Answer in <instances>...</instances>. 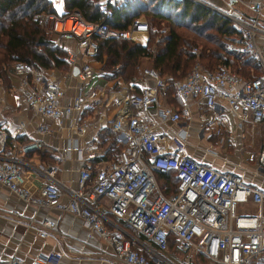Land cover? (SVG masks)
<instances>
[{
	"label": "built area",
	"instance_id": "1",
	"mask_svg": "<svg viewBox=\"0 0 264 264\" xmlns=\"http://www.w3.org/2000/svg\"><path fill=\"white\" fill-rule=\"evenodd\" d=\"M124 1L127 0H98V9L104 16L101 20L86 19L76 9L68 13L45 11L40 14L42 27L74 40L75 47L67 56L70 68L75 60L80 63L77 72H71L78 81L75 92L62 104L63 89L55 79L44 77L28 61L13 60L12 69L20 77L22 98L32 109L59 123L63 114L82 109L85 85L94 72L90 59L99 50L98 38L146 42L149 26L144 16L132 17L122 28L106 21L114 7ZM195 1L211 7L209 0ZM263 4V0L251 2L254 10L251 17L227 14L242 37L238 42H228L227 47L246 53L264 67V47L257 42L258 38L264 41V26L258 17ZM140 34H145L144 40ZM142 73L153 82L138 90L124 85L113 91L116 110L111 127L123 140L118 156L99 165L93 176L88 168H82L77 187L66 189L67 200L61 199L63 189L55 176L56 164L31 163L10 151L13 149L10 132L4 126H0V182L35 206H55L80 216L89 234L109 242L113 259L119 264H177L164 253L171 242L175 250L185 254L184 261L189 260L191 254H202L220 264L262 262L264 211H239L237 206L249 201L261 203L264 191L245 182L238 173L216 170L188 155L184 150L188 136L185 125L174 130L170 138L172 147L162 149L155 124L140 112L158 104L161 89L170 83L183 100L182 111L190 96L199 98L207 106H213L217 98L222 97L229 110L248 114L253 123L264 122V72L246 77L226 63L207 68L195 61L184 75L172 79L154 66H144ZM161 114L173 120L179 118L181 112L166 106ZM91 124L89 120L78 118L72 126L78 134H84ZM22 126L20 123L19 130ZM36 128L42 132L50 129L47 123ZM19 130L14 135L19 134ZM40 145V141L33 140L23 144L21 149L26 151ZM67 148L80 151L76 144L62 150ZM86 156L92 158L95 152L88 151ZM259 162L264 167V145ZM26 168H33L41 179L35 189L27 186ZM169 169L174 171L176 184L173 190L165 192L156 173ZM96 196L107 200V211L93 203ZM41 225L52 227L54 222L43 219ZM38 233L45 235V228ZM61 256L62 251L50 250L42 263L59 264ZM40 263L38 259L31 262ZM0 264L24 262L22 257L11 255L0 259Z\"/></svg>",
	"mask_w": 264,
	"mask_h": 264
},
{
	"label": "crops",
	"instance_id": "2",
	"mask_svg": "<svg viewBox=\"0 0 264 264\" xmlns=\"http://www.w3.org/2000/svg\"><path fill=\"white\" fill-rule=\"evenodd\" d=\"M51 1L56 13H64L66 9L64 0ZM252 1L210 0L222 9L247 17L254 14L250 6ZM152 2L160 4V0ZM161 7L164 9L166 6L162 4ZM122 8L124 7H120L119 10ZM222 14L227 16L225 13ZM258 17L260 24L264 26V4ZM51 38L65 50L67 69L61 70L53 66L40 67L38 70L44 77L58 82L63 89L60 102L64 104L75 92L78 81L71 72L73 67L78 68L80 62L75 60V64L70 68L67 59L68 51L75 47L74 40L62 38L57 32H52ZM257 42L264 47L261 38H258ZM234 49L228 47L227 50H222V56L228 57L229 61L217 60L216 64L220 62L230 67L234 65L235 70L246 76L240 70L246 65L248 56L241 54L240 57H234L233 51H236ZM204 50L209 51V48L201 47L198 50L194 47V58H199L198 62L208 67L213 60ZM252 61L256 62L254 59ZM90 63L94 67V72L85 85L83 107L80 111L63 114L61 123L49 115L35 111L25 102L19 85L20 77L13 69L0 75V126H4L10 132V147L13 149L9 150L15 151L17 155L31 163L42 161L56 164L55 176L63 189L62 200L68 198L67 188L77 187L82 168H88L93 176L99 165L107 164L110 159L118 156L123 140L121 134L111 127L116 110L113 91L127 85V82L133 90L153 82L140 68L128 81L120 76L108 75L110 71L102 67L103 58L97 55L90 59ZM247 67L253 69L256 67V73L253 74L252 71L246 77L264 72L261 64ZM187 102L185 111H182V98L176 90L166 85L161 89L158 104L150 106L145 112H140L141 116L155 124V132L162 149L172 147L170 138L174 130L179 125H185L188 136L184 150L188 155L216 170L238 173L245 182L264 191V167L259 162L260 150L264 145V122L253 123L248 114L229 110L222 97H218L213 106H207L194 96H190ZM166 106L181 112L180 117L173 120L164 117L161 109ZM78 118L92 123L84 134H78L72 126ZM20 123H23V126L19 130ZM42 123H47L50 129L44 132L37 130L36 126ZM18 130L19 134L14 135ZM33 140L40 141V147H32L26 151L21 149L23 144ZM72 144H76L80 151L74 148L62 150L63 147ZM115 145L119 147L118 151L115 150ZM88 151H94L95 156L87 157ZM59 153L61 158L58 157ZM26 169L27 186L35 189L41 179L33 168ZM92 201L100 209L107 211V200L104 197L96 196ZM249 202L253 204L255 210L248 211H264V197L261 203ZM13 211L16 213L13 214ZM43 219L53 220L54 225L43 227L41 225ZM42 228L46 230L43 236L38 233ZM128 228L137 233L131 226L128 225ZM50 250L62 251L59 264H119L113 259L109 242L97 235L89 234V228L80 216L55 206H35L0 182V259L18 255L22 257L24 264H31L34 259L41 260L40 264H44L42 261ZM170 250H175L173 245L164 253L177 264H194L193 254L189 260L184 261L185 254L179 252L181 253L179 262ZM198 255L195 256L196 264H203ZM262 256V262L251 264L264 263V253Z\"/></svg>",
	"mask_w": 264,
	"mask_h": 264
},
{
	"label": "trees",
	"instance_id": "3",
	"mask_svg": "<svg viewBox=\"0 0 264 264\" xmlns=\"http://www.w3.org/2000/svg\"><path fill=\"white\" fill-rule=\"evenodd\" d=\"M64 2L66 7L64 13L76 9L86 19L104 18L98 9V0H64ZM148 3L151 5L149 6ZM162 4L166 6L164 9L161 7ZM120 7L124 8L119 10ZM45 11L55 12L51 0H0V49L4 58L12 61L22 59L30 62L37 69L53 66L67 69L65 50L54 42L39 22L40 14ZM140 13L147 14L151 19H169L175 27H183L191 32L183 35L172 26L164 34H159L156 28L151 29L148 23L149 31L145 43L129 38H98L99 50L96 55L101 57L102 53L106 54L103 68L110 71L108 75L127 79L129 74L125 76L126 70H133L138 64V59L146 55L153 56L152 66L161 74H166L168 79L180 77V73L189 61L195 59L191 45L197 37L208 39L215 47L209 48V51L204 50L213 60L207 68L215 67L222 61H229L228 57L222 56V50H227L228 42H238L242 39L227 16L195 0H160V4L152 0H127L115 6L113 14L105 19L109 24L122 28L132 17ZM208 28H214L217 36L210 37L208 30H205ZM157 34L159 37L156 41V50L152 51L150 42ZM234 50L237 51H233L234 57L247 55L237 49ZM247 59L253 60L251 57ZM217 60H220L218 64H216ZM251 65L257 66L258 63L253 61ZM5 72L1 71L0 75ZM167 86L174 89L170 83ZM156 175L163 180L160 186L165 192L175 188L176 179L172 169L165 172L157 171ZM198 256L203 257L202 254Z\"/></svg>",
	"mask_w": 264,
	"mask_h": 264
},
{
	"label": "rangeland",
	"instance_id": "4",
	"mask_svg": "<svg viewBox=\"0 0 264 264\" xmlns=\"http://www.w3.org/2000/svg\"><path fill=\"white\" fill-rule=\"evenodd\" d=\"M209 4L211 5V9H213V10H215V11H217V12H219V13H225V14H228V13H231L230 12V10H225V9H222V7L221 6H218V5H216L214 2H210V0H209ZM209 7V6H208ZM68 12H70V11H68ZM68 12H66V13H68ZM148 13L150 14V12L148 11ZM174 13L172 12L171 13V15H173ZM232 14V13H231ZM139 15H141V16H144L145 18H146V20L148 21V23H149V26H151V29H153V28H156V32L157 33H159V34H164L165 32H167L168 31V29L170 28V27H175V25H173L171 22H170V20L169 19H165V18H162V19H155V18H153V19H151L150 17L148 18V15L147 14H143V13H140ZM139 15H137V16H139ZM223 15V14H222ZM185 21H187L186 19H185ZM151 22H153V24H150ZM183 23V22H182ZM190 24V23H189ZM198 24V23H197ZM179 32H181V34H188V33H190L191 31L190 30H187V29H185V28H183V27H175ZM209 34H210V37H213L214 35L215 36H217V33H216V31L214 30V28H208V29H205ZM45 31H46V29H45ZM205 31V32H206ZM48 34H50V36H51V33L52 32H50V31H46ZM141 36H142V38L145 36V34H140V38H141ZM159 37V35L157 34V35H155V36H153V38H152V41L150 42V46H151V49H152V51H155L156 50V41H157V38ZM192 45H191V47L192 48H194V47H196V48H198V50L201 48V47H208V48H215L214 47V45H213V43H211V42H209L208 41V39H205V38H202V37H197L195 40H193L192 41ZM102 58H103V61H104V59L106 58V54L105 53H102V56H101ZM0 60H1V62H0V72L1 71H11V69H12V60L11 59H8V58H4V56H3V54H2V50L0 49ZM242 59H244V57L242 56L241 57ZM9 60V61H8ZM246 60V59H245ZM195 61H199V58H195V59H193V61H189V63L187 64V66L184 68V70L182 71V73H180V75L179 76H182V75H184L189 69H190V67L195 63ZM200 62V61H199ZM248 63V64H247ZM247 63H246V65H244V67H243V69H241L240 71H243V74H245L246 76L247 75H250V73H252V71H253V74L254 73H256V67H254V69L253 68H249V67H247V66H251V64H253V61H251V60H248L247 59ZM153 65V56H146V55H143V56H141L139 59H138V64L135 66V68L133 69V70H131L130 71V69H127L126 70V72H125V76H126V74L128 75L127 77V81H128V79H129V77H131L132 75H134L135 73L137 74V72H138V70H139V68H140V70L142 71V68L144 67V66H152ZM102 67H103V63H102ZM232 68L234 67V65H232L231 66ZM59 69H61V70H65V67H58ZM234 69V68H233ZM164 75H166V74H164ZM252 75V74H251ZM121 84V83H120ZM127 85H130L128 82L126 83ZM119 85V83L116 85V86H118ZM116 146V151H118L117 149L119 148V147H117V145H115ZM116 152L114 151V154H115ZM112 157V156H111ZM114 157H115V155H114ZM157 180H158V182H159V184L161 185V183H162V179H159V178H157ZM237 209L239 210V211H247L248 212V210H255L254 208H253V204H251L250 202L248 203H242V204H238V206H237ZM170 252L171 253H173V255L175 256L174 258H176L177 259V261H181V253H179V252H176L175 250H170ZM195 256L197 255V254H194ZM200 260L202 261V263L203 264H218V262H216V261H214V260H212L211 258H209V257H205V256H203V257H200ZM262 264H264V263H262Z\"/></svg>",
	"mask_w": 264,
	"mask_h": 264
},
{
	"label": "water",
	"instance_id": "5",
	"mask_svg": "<svg viewBox=\"0 0 264 264\" xmlns=\"http://www.w3.org/2000/svg\"><path fill=\"white\" fill-rule=\"evenodd\" d=\"M77 69H78L77 67H73L72 72L73 73H76L77 72ZM192 260H193L194 264H196L195 255L194 254L192 255Z\"/></svg>",
	"mask_w": 264,
	"mask_h": 264
},
{
	"label": "bare ground",
	"instance_id": "6",
	"mask_svg": "<svg viewBox=\"0 0 264 264\" xmlns=\"http://www.w3.org/2000/svg\"><path fill=\"white\" fill-rule=\"evenodd\" d=\"M69 23V21H67V24ZM141 40H144V37L142 38V36H141Z\"/></svg>",
	"mask_w": 264,
	"mask_h": 264
}]
</instances>
